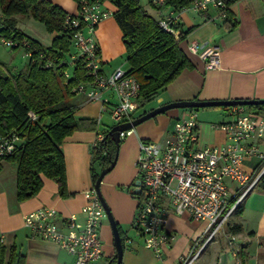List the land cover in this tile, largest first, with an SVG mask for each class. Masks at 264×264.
<instances>
[{"label":"crops","instance_id":"obj_1","mask_svg":"<svg viewBox=\"0 0 264 264\" xmlns=\"http://www.w3.org/2000/svg\"><path fill=\"white\" fill-rule=\"evenodd\" d=\"M103 6L111 10L112 13L117 10L110 1L103 2ZM76 8L71 6L66 8V11L75 15ZM144 9L157 20L170 11H175L178 16L177 23L187 33L184 39L187 46L180 45V47L184 48L183 51L186 52L192 65L189 69L183 70L173 83L165 87L160 92L161 94L152 100L156 102V106L150 111L177 101L264 99V0H240L239 3L234 4L230 13V18L235 23L232 28L226 26L221 20L212 21L213 17L217 15L216 10L200 14L189 10L180 12L171 7L157 10L151 0ZM122 36V29L118 26L114 16L106 18L97 26L95 37L100 48L101 68L106 75L123 68L124 61L127 62ZM30 37L43 44L40 40ZM51 37L52 43L53 34ZM192 41L217 45L221 50V66L216 69H208L197 54L189 51L188 46ZM51 43L43 45L47 48L52 45ZM72 48L70 44L65 58L73 50ZM22 57L28 60V65L31 58L25 51ZM123 69L129 71L130 67ZM105 99L108 102L103 103ZM104 100L88 102L83 96L77 95H74L71 100L75 107V117L94 120L98 123V128L95 131L89 129L74 131L61 145L66 164V195L59 192L58 184L54 179L42 176L43 185L37 194L30 199L20 201L17 193L16 165L6 160L0 166V247L6 251L4 258L6 264L13 245L24 254L25 264H76V258L67 250L61 249L52 241L33 237L25 227L23 218L40 208L50 207L57 211L56 219L60 228L63 227V220L74 214L80 221L84 220L82 210L87 205L85 193L86 190L95 186L92 177L91 149L104 133L112 128L103 125L102 107L105 105L109 111L116 99L109 92L104 94ZM221 107H206L214 108L217 111H204L198 114L200 122L198 145L200 148L217 147L225 142L223 131L213 128L214 124L228 120L227 109ZM261 111L264 112V107ZM185 112L168 110L133 128V132L129 136L121 139L117 163L112 171L104 175L100 184L104 201L120 230L124 249L122 264H178L179 257L183 256L187 249L188 236L197 245L204 236L209 235L205 221H194L188 216L181 217L169 210L166 228L175 239L165 250L163 259H159L145 247L142 239L132 228L139 202L134 195L135 191L130 193L129 186L134 184V188L139 177L137 175L139 142L140 140H155L165 143V140L171 135L175 118L182 116ZM136 113L134 119L148 112L137 116ZM259 165L260 162L257 158H247L243 162L242 168L245 172H253ZM102 170V164H95V173L100 174ZM229 184L230 194L234 198L239 186L235 183ZM263 187L262 184L255 191L249 193L225 224L223 232L227 231L228 235L237 238V244L240 245L237 258L229 250L228 235L223 233L225 244H223L217 262H212V264H230L229 254L234 260L231 264H264ZM100 230L104 252L102 258L95 264H108L116 255L113 230L108 217L103 220ZM178 235L181 236L180 242H178ZM129 238L131 241L127 243L126 240Z\"/></svg>","mask_w":264,"mask_h":264},{"label":"built area","instance_id":"obj_2","mask_svg":"<svg viewBox=\"0 0 264 264\" xmlns=\"http://www.w3.org/2000/svg\"><path fill=\"white\" fill-rule=\"evenodd\" d=\"M168 0H151L157 9L167 8ZM240 0H188L180 11H193L196 14L212 10L217 15L212 21L225 22L231 8ZM114 16L104 8L99 0H80L78 12L67 15L61 27V35H67L73 47L61 61L50 60L45 52L40 58L45 60V68L56 70L65 67L62 75L67 83L76 67L85 69L86 81L75 86L72 92L83 96L88 102L103 101L104 94L111 92L116 101L106 109L111 119L119 124L132 122L134 115L144 104L139 99L141 84L128 71L119 68L106 75L102 70L99 44L96 41L97 26L106 18ZM178 16L175 11L159 18V26L177 37L175 25ZM22 48L31 57L36 50L27 40L22 42L6 38L0 33V46ZM189 51L197 54L208 69L221 66V50L208 42L192 41ZM108 102L106 99L103 103ZM228 120L214 124L225 134V142L217 147L200 148L199 118L197 110L188 109L174 120L171 135L161 143L155 140H140V154L137 162V175L140 186H135L134 195L138 208L132 224L137 235L147 249L159 259L174 242L175 237L168 232L167 217L171 210L178 216H188L194 221H205L209 235L196 254L190 252L179 257L178 264H193L211 241L224 231L226 222L244 201L246 196L264 185V113L250 109L248 105H231L227 108ZM29 118L36 114L29 111ZM132 129L120 133L124 139ZM104 137L102 136L101 139ZM100 139V140H101ZM24 139L19 131L13 130L0 137V166L7 157L15 154ZM247 158H257L260 162L253 172H245L242 165ZM1 168V167H0ZM237 184L236 195L232 198L230 184ZM264 192V187H263ZM87 205L83 208V221L74 214L63 220V227L57 222V211L53 208H40L24 216L25 227L32 236L52 241L61 249L67 250L76 258V264H95L102 258L104 248L101 242V225L106 212L97 191L86 190ZM3 239V238H2ZM131 239H127L129 243ZM230 252L237 258L240 245L237 238L228 237Z\"/></svg>","mask_w":264,"mask_h":264},{"label":"trees","instance_id":"obj_3","mask_svg":"<svg viewBox=\"0 0 264 264\" xmlns=\"http://www.w3.org/2000/svg\"><path fill=\"white\" fill-rule=\"evenodd\" d=\"M74 1L79 3L80 0ZM99 1H110L117 9L113 14L123 32L122 41L130 67L128 73L139 80V99L145 105L156 99L183 70L192 66L186 52L180 47L187 33L178 23L174 24L177 37L165 31L139 0ZM187 3L188 0H168L167 6L181 11ZM0 6L3 12L0 33L20 42L27 40L36 50L24 70L12 72L0 62V137L17 129L24 139L15 154L6 159L17 167L18 200L24 201L37 194L43 185L42 176L54 179L59 192L66 195V164L61 145L74 131H95L98 128L94 120L77 119L71 102L75 95L73 88L87 80L85 69L78 65L65 83L62 75L65 67L47 69L46 61L39 56L45 52L50 60H63L70 47L67 35L56 36L52 45L46 48L20 30L14 17L30 14L31 18L43 23L50 33H60L69 13L47 0H0ZM224 23L230 28L235 26L230 17ZM249 107L260 111L264 105ZM29 111L36 114L35 120L29 118ZM110 130L91 149L94 183L99 178V174L94 172L95 164H102L103 169L109 167L117 152V144L109 136ZM5 253V249L0 247V264H6ZM116 261L117 257L108 264H116ZM7 264H25L24 254L15 245L11 247Z\"/></svg>","mask_w":264,"mask_h":264},{"label":"rangeland","instance_id":"obj_4","mask_svg":"<svg viewBox=\"0 0 264 264\" xmlns=\"http://www.w3.org/2000/svg\"><path fill=\"white\" fill-rule=\"evenodd\" d=\"M50 3H53L55 5L60 6L61 8H63V10H66V8L71 7V6H77V2H75L74 0H47ZM140 4L145 7L147 5H149V0H139ZM76 12H78V7L76 8ZM2 8L0 6V26H1V21H2ZM14 18L17 19L18 23H19V28L24 31L26 34L40 40L43 44H50L52 40V34L54 36V38L57 35H60L59 32H52L50 33L44 26L43 23H41L39 20H35L34 18H31L30 14H24V15H16ZM53 38V39H54ZM181 46H187L185 40L180 42ZM184 49V48H183ZM24 51L22 48H8L5 46H0V62L3 63L8 69H10V71H21L24 68H26L27 66V62L28 60L23 58ZM123 68H129L128 64L126 62V60L124 61ZM154 106H156V102L155 101H150L149 103L145 104L143 107H141L137 113L136 116L139 114H142L143 112H149L150 109L154 108ZM175 111L177 110H181V111H186L188 109L186 108H177L174 109ZM204 111H217L214 108H204V109H198L197 110V114H200ZM261 113H264L261 111ZM208 120V119H206ZM103 125L106 126L107 128L110 127H114L116 125H118V122H114L110 115L108 113H104L103 114V119H102ZM99 171V169H97ZM97 171V172H98ZM138 180L140 178V175H138ZM133 185L129 186L130 189V193L132 194L135 191V188H133ZM128 188V187H126ZM125 188V189H126ZM107 221V220H106ZM226 226V225H225ZM223 233H225L226 235H228L227 231L222 232L220 231L219 234L216 235V237L213 239V241L210 243V245L208 246V248L201 254V256H199L197 258V260L193 263V264H212V262H217V258L219 256V254L222 251V247L223 244H225V239L223 237ZM208 234L206 236H204L201 239V242L197 245H195L190 239L189 236L187 237V244H186V250L185 253H190L191 250L193 249V251L191 252L192 255L193 253L196 254L197 250L205 243V241L207 240ZM230 235L227 236V238ZM178 242H180L179 240H181V236L178 235ZM184 238V237H183ZM195 247V248H194ZM183 253V254H185ZM229 263H233V257L231 254H229Z\"/></svg>","mask_w":264,"mask_h":264},{"label":"water","instance_id":"obj_5","mask_svg":"<svg viewBox=\"0 0 264 264\" xmlns=\"http://www.w3.org/2000/svg\"><path fill=\"white\" fill-rule=\"evenodd\" d=\"M231 105H249V106H258V105H264V99H257V100H244V101H236V100H230V101H196V100H190V101H177L169 104H165L162 107H158L156 109L151 110L150 112L137 117V119H134L132 122L124 123V124H118L111 128L109 136H112V138L115 140L117 144V152L112 160V163L109 167L103 169L100 174L99 178L95 183L94 189L97 191L99 199L101 200V203H103L106 217H108V220L110 222L111 229L113 230L114 235V243H115V250L117 261L116 264H121L123 260V243L121 240V234L120 230L118 229L117 223L114 219V217L111 215L110 209L107 205V203L104 201V198L102 196V192L100 190V184L103 181V178L105 177L108 172L112 171L114 166L116 165L118 153H119V146H120V133L124 132V130H130L137 125L144 123L146 120H149L151 117L162 114L168 110L177 109V108H196V109H204L206 107H217V106H226L231 107ZM141 181L140 179L135 183V186H140Z\"/></svg>","mask_w":264,"mask_h":264}]
</instances>
